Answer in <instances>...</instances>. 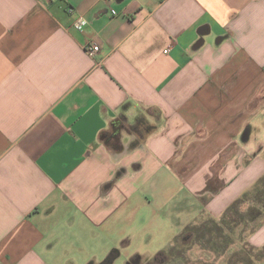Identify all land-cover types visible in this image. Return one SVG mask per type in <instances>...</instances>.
<instances>
[{
    "label": "crops",
    "instance_id": "crops-1",
    "mask_svg": "<svg viewBox=\"0 0 264 264\" xmlns=\"http://www.w3.org/2000/svg\"><path fill=\"white\" fill-rule=\"evenodd\" d=\"M262 186L264 0H0V264H113L236 205L262 251Z\"/></svg>",
    "mask_w": 264,
    "mask_h": 264
},
{
    "label": "rangeland",
    "instance_id": "rangeland-1",
    "mask_svg": "<svg viewBox=\"0 0 264 264\" xmlns=\"http://www.w3.org/2000/svg\"><path fill=\"white\" fill-rule=\"evenodd\" d=\"M255 198L257 195H250L248 205L251 202L254 204ZM261 199L264 200V197ZM165 223L156 225V228L151 227L150 233L143 237L137 236L138 239L131 246H117L115 249L120 255L113 264L132 263L137 255L141 256L142 264H264V254L259 258L261 251H252L242 243H237L236 235L230 241L225 239L227 235L222 236L218 232L217 236L210 235L207 228L213 222L209 219H196L190 229L197 227L198 237L195 235L186 243L183 240L177 243V238L184 234L187 227L183 231L175 220ZM172 246H177L175 253L169 254L168 260L160 259L156 263L155 258Z\"/></svg>",
    "mask_w": 264,
    "mask_h": 264
},
{
    "label": "trees",
    "instance_id": "trees-1",
    "mask_svg": "<svg viewBox=\"0 0 264 264\" xmlns=\"http://www.w3.org/2000/svg\"><path fill=\"white\" fill-rule=\"evenodd\" d=\"M252 195L254 197V195H257V198H255L254 204L255 205H262V209H264V200L261 199L264 197V186H262L261 188H255L251 193L247 194L244 198V200H246L249 198V196ZM263 211L259 210L257 207H250L247 214L246 215H241L237 212V205L234 206V208H232L231 210L228 211L227 216L224 218V220L222 221V223H217L215 221H212L213 223L209 224L210 226L207 228L209 229L208 231L210 232V235H219L221 234L223 235H227L225 237L226 240L230 241L231 237L235 236L236 231L238 230V228L243 224L244 220H245V216L250 217L251 218V222H256L258 221V219L260 218L261 214ZM212 225V226H211ZM216 227V228H215ZM188 227L183 235H180V237L177 238V243H179L181 240H183L185 243L188 242L193 236H197L198 237V230L197 227L196 228H192ZM213 228V229H212ZM215 228V229H214ZM219 228L220 231L219 232ZM217 232L219 234H217ZM214 237V236H213ZM229 237V238H228ZM243 244V243H242ZM245 245L247 248H250L252 251H255L254 248ZM177 249V246H172L169 250H166L164 252H161L156 258H155V262H159L160 259L164 260H168L169 254H173L175 253ZM215 250V249H214ZM261 255H259L258 257L260 258L262 256V254H264V249L260 252ZM113 256L109 259L110 261H112ZM259 261V260H258ZM132 264V263H129Z\"/></svg>",
    "mask_w": 264,
    "mask_h": 264
},
{
    "label": "built area",
    "instance_id": "built-area-1",
    "mask_svg": "<svg viewBox=\"0 0 264 264\" xmlns=\"http://www.w3.org/2000/svg\"><path fill=\"white\" fill-rule=\"evenodd\" d=\"M87 25L88 21L84 17L79 16L78 19L75 21L74 27L77 31L83 32ZM85 50L88 55L96 56L100 52L101 48L98 44L90 43L85 47Z\"/></svg>",
    "mask_w": 264,
    "mask_h": 264
},
{
    "label": "flooded vegetation",
    "instance_id": "flooded-vegetation-1",
    "mask_svg": "<svg viewBox=\"0 0 264 264\" xmlns=\"http://www.w3.org/2000/svg\"><path fill=\"white\" fill-rule=\"evenodd\" d=\"M132 264H142V262L139 259H134Z\"/></svg>",
    "mask_w": 264,
    "mask_h": 264
},
{
    "label": "clouds",
    "instance_id": "clouds-1",
    "mask_svg": "<svg viewBox=\"0 0 264 264\" xmlns=\"http://www.w3.org/2000/svg\"><path fill=\"white\" fill-rule=\"evenodd\" d=\"M119 159H120V157H118V156H113V160L118 164L119 163Z\"/></svg>",
    "mask_w": 264,
    "mask_h": 264
}]
</instances>
